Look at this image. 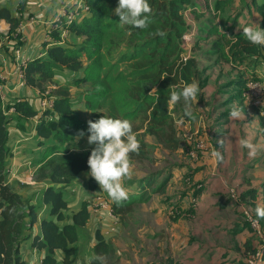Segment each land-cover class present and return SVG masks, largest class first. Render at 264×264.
Returning <instances> with one entry per match:
<instances>
[{"label": "trees", "instance_id": "16d2710c", "mask_svg": "<svg viewBox=\"0 0 264 264\" xmlns=\"http://www.w3.org/2000/svg\"><path fill=\"white\" fill-rule=\"evenodd\" d=\"M195 1L148 0L152 9L150 17L152 22L145 29H137L119 23V18L114 13L118 0H86L89 8L86 18L79 24L74 22L68 26V34L83 37L84 43L80 46L48 47L44 43L45 57L26 62L21 72L22 80L40 93L52 82L57 71L81 72V77L75 80L74 85L79 89L86 86V89L80 90L78 94L83 110L89 114L84 120L74 113L73 99L68 88L58 86L50 92L54 103L49 112L52 120L47 121L39 117L36 135L42 141L52 138L55 144L44 147L34 173V180L46 185L39 193L38 205L47 206L48 210L47 217L40 221L39 234L34 236H31V230L36 222L38 205L30 204L29 199L22 198L7 182L5 160L10 155L7 147L9 119L4 111L12 109L14 114L24 119L37 116V111L27 100L13 102L4 107L0 95V264H27L21 257L20 246L30 237L32 248L46 250L41 264H72L75 261L80 232H83L87 225L90 209L87 202H84L80 209L69 217V222L64 223L67 187L80 173L88 169L87 159L90 152L64 150L63 145L77 138L80 131L87 136V121H95L103 114L112 118L131 120L133 131L141 144L139 154H132L133 162L150 161L144 136L152 137L167 156L181 151L190 160L197 161L206 151V143L196 136L195 141H203L205 149L197 151L195 158L190 157L189 151L193 148V142L184 143L183 139L181 140L182 137H179L177 130L179 124L173 117V114L177 113L180 122L187 121L186 108L190 104L181 99L174 103L176 109L172 111L171 94L179 92L185 84L192 81L199 84L202 70L196 65V58L202 55L199 50L200 43L208 42L209 38L212 39L207 53L211 58H215L211 62L214 65L223 62L226 64L229 59L238 63L249 60V64L264 62V46L250 43L243 34V28L232 39H225L210 26L211 20L207 18L205 21L207 29L203 30L202 25H199L196 36L193 34L192 55L186 60L181 59L184 53L182 36L187 34L189 29L191 31L190 26L186 24L184 11L187 6H195L197 4ZM242 9L254 12L259 27L264 29V0H244V8L236 11L234 19L240 17ZM207 15L209 14L204 16ZM199 16L196 14L195 17L198 19ZM0 20L9 25L5 35L7 39L12 40L14 45L20 44L17 36H14L19 19L7 8L0 6ZM201 30L203 35H200ZM157 31H163L166 35H155ZM5 36L0 33V42ZM53 37L57 38L58 34L53 32ZM225 46H229V59L224 52ZM253 78V75L243 77L238 75L237 82L240 85L238 96L245 83ZM227 85L228 83L219 86L217 93H222L224 90L220 89L227 88ZM230 102L227 100L223 104ZM230 111L223 115L229 114ZM259 121L264 132V118L259 116ZM39 145L43 143L40 142ZM171 169L167 170L165 177L156 186L152 185L155 183L153 176L147 178L148 186L138 190L137 198H128L119 204L111 200L113 213L126 214L131 211L133 205L146 203L153 194H166L169 189L166 186L172 183L173 176L177 177L175 170ZM195 174L196 171L193 170L179 173L175 182L186 185V181H191ZM197 184L199 182L196 181L184 196L195 200L202 189V186L197 188ZM96 186L94 179L86 181L89 191H94ZM175 207L171 208L172 216L178 209ZM249 212L259 220L251 210ZM260 227L264 240L262 223ZM94 239L96 241L94 251L101 254L100 261L96 260L94 263L113 262L115 250L112 245L99 234V231L94 232ZM257 239L260 247L262 240ZM257 248L245 254L243 264ZM56 252L61 253L60 262L55 257ZM263 263L264 254L261 264Z\"/></svg>", "mask_w": 264, "mask_h": 264}, {"label": "crops", "instance_id": "0c3cea01", "mask_svg": "<svg viewBox=\"0 0 264 264\" xmlns=\"http://www.w3.org/2000/svg\"><path fill=\"white\" fill-rule=\"evenodd\" d=\"M72 1L0 0V6L7 8L23 24L21 30L23 42L14 45V42L5 36L9 25L4 20H0V33L5 36L0 42V95L2 104L6 107L10 103L27 100L37 111V116L28 119L18 117L11 109L4 111L9 119L7 147L10 155L5 160L8 173L7 182L15 192L22 198L29 199L30 204L33 205H38L39 193L46 186L34 180V173L38 167L37 162L40 160L44 147L55 144V142L52 138L42 141L36 135V126L39 124L41 114L39 109L40 91L27 86L22 80L21 72L29 60L45 57L44 43L47 47L51 45L80 46L84 43L83 37H77L71 33H67L61 38L59 35L54 38L53 33L51 35L48 33L51 23L60 14L61 7ZM219 2L220 0H217L208 10L211 15L210 26L225 39H232L244 27L258 24L255 14L254 22L242 24L241 21H238V30H234L235 27L231 29L229 21L236 20L234 19L235 14L223 22L226 12L221 13V9L225 0L221 2L222 8L220 5L217 7ZM199 12L196 10L193 14ZM86 16V13H80L75 22L81 23ZM194 27V35L196 36L199 22H196ZM202 29L205 30L203 26ZM226 46L224 52L229 59L230 53L225 51ZM15 49L19 50L18 57L14 52ZM200 57L202 55L198 58ZM209 65L208 70L217 72V74L210 75V84H205L199 91L206 96V99L203 100L204 103L214 104L209 110L210 114L203 117V121H206L207 125L211 123L210 127L212 128L209 130V143H206L205 138L203 140L200 137L206 143V151L201 154L198 161V169L200 170L196 174V181L204 182L199 195L195 200L191 199L192 202H190V198L185 197L184 194H153L146 203L133 205L130 211V236L124 241L118 238L111 240L107 238L113 227H115L113 232L119 228L121 231L123 223L116 224V219L114 221L105 212H101L97 215H100L99 220L101 221L99 229L91 221L92 211L90 209V218L84 228L85 230L86 227H91L93 230L87 243L90 252L96 243L94 232L97 231L115 250L113 262L116 264L119 256H121L118 248L119 243V245L123 243L130 247V262L126 261L129 264H243L245 254L259 246V240L250 231L249 225L246 224L244 211L251 210L255 214L256 206L264 205V132L260 125V115L257 108L242 96L244 87L240 96L237 95L240 89L237 79L238 75L242 77L253 75L254 79L263 80L264 62L258 61L249 64V60L238 63L229 59L226 64L214 65L211 63ZM200 69L202 68L200 67ZM78 77H81V72L57 71L46 89L52 92L58 86L68 88L70 97H72V90L80 91L74 85ZM226 83H228L227 88L220 89L224 91L217 93L216 90L219 86ZM199 93L196 99L192 101V106L198 104ZM213 95L217 98L211 101L210 97ZM79 96L73 100V110L78 117L86 120L89 114L85 109L83 110ZM220 96H223L222 100H219ZM227 100L231 102L224 105L223 103ZM262 102L264 103V95ZM234 107L244 113L243 119H232L229 114L223 115ZM183 125L188 130L190 122L187 124L183 122ZM241 140L249 141L253 147L251 149L242 147ZM40 142L43 145H39ZM92 147L94 145L87 143V136L75 138L63 145L64 150L71 151L91 152ZM214 150L223 157L221 161H217L212 156ZM250 152L254 154L250 155ZM89 172L88 168L80 173L67 187V210L64 212V223L69 222V217L86 202V194L96 195L95 193L100 188L97 184L94 191L87 189L86 181L92 178ZM73 188H77L80 194H69ZM129 195H131L130 192ZM174 206L178 208L174 211L177 213L176 217L171 215V208ZM47 210V206L38 205L36 222L32 227L31 236L39 234L40 221L47 217ZM108 220H110V225H108ZM259 220V223L264 226V218H259ZM106 226L109 227L107 230ZM20 254L27 264H41L46 250L32 248L30 237L22 242ZM55 257L60 262L61 253L56 252ZM100 257L101 254H98L95 258L79 259L77 252L76 259L72 264H95L96 260L100 261Z\"/></svg>", "mask_w": 264, "mask_h": 264}, {"label": "rangeland", "instance_id": "374dc122", "mask_svg": "<svg viewBox=\"0 0 264 264\" xmlns=\"http://www.w3.org/2000/svg\"><path fill=\"white\" fill-rule=\"evenodd\" d=\"M217 0H196L195 2L197 3L195 5V10L192 7H188L186 9V11L184 12V17H185V21L186 24L190 26L191 31L189 29V33L190 34H186L187 35V39L185 41H183L182 43V47L184 49V55L183 57H190L192 55V36L195 33V27L194 25L196 24V22H199V25H202L205 29L206 25H205V21L208 18V20H210L211 15L209 14L208 10L210 9V7L212 6V4L216 2ZM219 1V0H218ZM224 0H220L219 5H221V2ZM71 3V2H70ZM223 7V8H222ZM220 7L221 9V13L223 11L226 12V17H225V21H227V19L235 14L236 11L240 10L241 8H244V0H225L224 5ZM199 10V13H195L193 14L194 11ZM215 12V11H214ZM251 12V14H250ZM245 11V9H242V14L240 15V17L238 19L231 20L230 22V28L234 29L233 27H235L234 30H238V21L242 22V24H248L249 22H254L255 19V13L252 11ZM196 14H199L200 16L198 17V19L194 16H196ZM206 14H209L207 16H204ZM215 15V14H214ZM238 16V15H237ZM214 17V16H213ZM251 19H249V18ZM230 34V33H229ZM200 35H203V32L200 33ZM205 35V33H204ZM212 38L208 39V42H204V43H200V51L202 52V57L200 58H196V62H197V66H200L202 69L201 71V75H200V80H199V91L200 88L202 86H204L205 84H210V75H216L217 72L214 71H210L208 70L210 68V63L213 61V58H211L208 55V51L210 50V40ZM190 48H191V54H190ZM226 52L229 53V46L225 49ZM197 53V52H196ZM85 60H83V62L85 63ZM224 63V62H223ZM199 67V68H200ZM203 68H207V70L203 69ZM218 68V67H217ZM203 80H206L203 82ZM55 86H57L55 84ZM215 88V87H214ZM217 88V87H216ZM84 89H86V86L80 90L84 91ZM69 94H70V90H68ZM77 89H74L71 91L72 95V99L75 100V98L79 95ZM77 93V95H76ZM211 101H214L217 97H215L214 95L210 97ZM219 100L223 99V96L219 97ZM206 99V96H204L202 93H199V98H198V104H195L194 106H192V101L189 102V106L186 108L187 112H186V116H187V121L186 124L188 122H190V127L188 128V130L183 127V123L182 121L180 122L179 120L181 119H177L178 114L174 113L173 117L177 120L178 124V134L179 137L181 138V140L183 139L184 143H187L189 141V138H196V136L201 137L203 140L205 138L206 143H209L210 141V129L212 127H210L211 123H206V121H203V117L204 116H208L210 114L209 110H211L210 108L213 107L214 104H209V103H204L203 100ZM263 103V102H262ZM217 105V103H215ZM175 106L174 103H172L171 105V110H175ZM192 113V114H191ZM204 133V134H203ZM144 141L147 143L148 145V149H146V152L148 153V157L150 160L149 162H143V163H138V162H133L134 168H133V176L130 179H126L124 181V186L128 189V191L134 195H129L128 198L132 199V198H137L138 196V190L139 189H143V188H147L148 186V182H147V178H150L151 176H153V178L155 179V183H153V186H156L158 184L159 181H161V179H163V177H165V174L167 172L168 169L173 168V170H175L174 172L177 174H182L183 172H189L190 170L196 171V174L199 172L200 169H198V161H192L190 160L188 157L185 156L184 153H182L181 151H177L175 153H172V156H167L165 154V152L163 151L162 147L156 143V141L152 138V137H148V136H144L143 137ZM172 170V169H171ZM179 172V173H178ZM156 175V177H154V175ZM196 174L195 176L191 179V181H186V185H184L183 183L180 185L179 182H175V180H177L175 176H173L172 180H171V184L167 185L166 188H169L166 192V194H187L190 187L192 185L195 184L196 182ZM146 179V180H145ZM145 180V181H143ZM198 182V181H197ZM132 184H136V185H132ZM203 187L204 186V182H199V184H197V188L198 187ZM195 187V188H196ZM201 187V188H202ZM179 188V190H178ZM100 188H98V191L95 194H102L104 195L106 198H108L110 201L111 199L108 197L107 193L104 192L103 190H99ZM82 191V190H81ZM151 193V192H150ZM69 194H74V195H79L80 191H78L77 188H73V191L70 190ZM95 195H91V194H86V202L87 205L90 208V202L91 199L94 197ZM227 198V197H226ZM190 202H192V200H190ZM91 212V211H90ZM176 212L173 213V216L175 215V217L177 216ZM93 214V215H92ZM98 214L96 213H91L92 216V223L94 224L95 227H98L100 229V224L101 221L99 220V216H97ZM95 219V220H93ZM130 220H131V214L130 212L126 213V214H116V224L118 223H123V227L120 231V228L115 231V232H111L107 237L109 238V240L111 239H121L122 241H124L125 239L129 238L130 236ZM121 221V222H120ZM259 221V220H258ZM110 220H108V225H110ZM94 227V228H95ZM109 228V227H108ZM106 226V230L108 229ZM92 228L89 227L85 230H83V232H80V237H79V241L77 243V249H78V257L79 259H84L86 257H97L98 253L94 251V248L92 249V251L90 252L89 246H88V239L90 237V235L92 234ZM120 244V243H119ZM118 244V248L120 249L119 253L121 256H119V260L117 262V264L119 263H124V264H129L128 262L130 259V247L126 246V244L121 243V245ZM127 247V248H126ZM125 249V250H124ZM124 250V253H122V251ZM128 261V262H126ZM105 264H116V262H112L110 261L109 263Z\"/></svg>", "mask_w": 264, "mask_h": 264}, {"label": "clouds", "instance_id": "9594fccd", "mask_svg": "<svg viewBox=\"0 0 264 264\" xmlns=\"http://www.w3.org/2000/svg\"><path fill=\"white\" fill-rule=\"evenodd\" d=\"M151 6L148 0H118L114 13L122 25L133 28L145 29L151 21ZM243 34L254 45L264 46V29L258 24H251L243 28ZM155 35L164 36L166 33L157 31ZM199 93V84L196 81L185 84L179 92L170 96L171 103H178L181 99L189 103L196 99ZM232 119H243L244 113L238 108H233L230 113ZM87 143L94 145L87 159L90 176L96 181L100 189L108 197L119 204L128 199L129 191L124 186V181L133 176L132 154H139L140 140L133 131L132 121L129 119L112 118L101 115L95 121H87ZM83 131L78 132L77 139L83 137ZM242 147L251 149L253 146L247 140H241ZM254 153L250 152V155ZM212 156L221 161L223 157L218 151H213ZM255 215L264 218V205H257ZM99 259V258H98Z\"/></svg>", "mask_w": 264, "mask_h": 264}, {"label": "built area", "instance_id": "2783aa9c", "mask_svg": "<svg viewBox=\"0 0 264 264\" xmlns=\"http://www.w3.org/2000/svg\"><path fill=\"white\" fill-rule=\"evenodd\" d=\"M192 7L195 10V6H187ZM185 9V11H186ZM89 11L86 0H73L71 3H67L63 5L60 9V14L56 17V19L51 23L49 34L51 35L53 32L59 35V38L66 36L68 33V26L76 21V17L81 13L87 14ZM184 11V12H185ZM31 21V20H30ZM22 28L23 24L19 22L17 28L15 29L14 36H17V41L19 43L23 42L22 36ZM187 34H190L189 32ZM187 39V35L182 36V40L185 41ZM16 57H18L19 50H14ZM184 54L181 55V59L186 60L187 57H183ZM51 90L45 89L42 93H39V109H40V117L51 121L52 116L49 112H51L53 108V98L50 94ZM264 95V79H249L244 86L242 91V96L245 100L250 102V104L257 108L259 115L264 118V107L262 104V97ZM12 110V109H11ZM196 138H189V141L193 142V148L189 151V155L191 158H195V154L197 151H202L205 149V144L203 141H195ZM232 197V196H231ZM90 208L93 213L99 214L101 212H105L108 216L113 218L115 221V214L111 208V201L106 198L102 194H96L90 202ZM244 217L249 225L251 231L254 233L255 237L262 240V244L257 250L250 254L245 261V264H261L262 255L264 254V240L263 234L261 231L260 223L257 218H255L251 212L244 211ZM115 227H113L110 231L113 232Z\"/></svg>", "mask_w": 264, "mask_h": 264}]
</instances>
